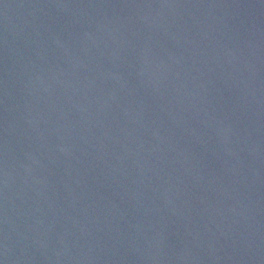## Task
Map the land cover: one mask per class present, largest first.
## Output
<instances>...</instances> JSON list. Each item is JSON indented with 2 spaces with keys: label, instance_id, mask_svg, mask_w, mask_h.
<instances>
[{
  "label": "water",
  "instance_id": "95a60500",
  "mask_svg": "<svg viewBox=\"0 0 264 264\" xmlns=\"http://www.w3.org/2000/svg\"><path fill=\"white\" fill-rule=\"evenodd\" d=\"M0 264H264V0H0Z\"/></svg>",
  "mask_w": 264,
  "mask_h": 264
}]
</instances>
